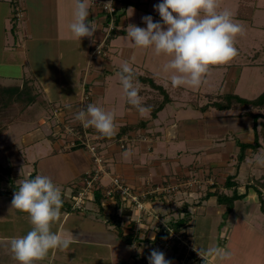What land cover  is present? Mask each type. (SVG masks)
I'll return each mask as SVG.
<instances>
[{"label": "crops", "instance_id": "1", "mask_svg": "<svg viewBox=\"0 0 264 264\" xmlns=\"http://www.w3.org/2000/svg\"><path fill=\"white\" fill-rule=\"evenodd\" d=\"M1 1L5 3V0ZM8 1L12 7L13 0ZM20 1L23 0L14 2L19 4ZM27 1L24 0L25 5L22 8L29 16ZM133 1L137 2L132 4L129 10L130 4H120L119 7L126 11L125 15H122V29L114 35L125 34V29L129 24L146 27L142 21L144 16L150 15L154 22L160 21L161 18L153 6L161 0ZM44 2L46 4H43ZM71 2H73L72 5H70ZM225 8L230 10L234 19L241 22L245 28V34L238 36L236 40V47L239 50L236 58L226 64L213 66L205 82L198 89L177 88V93L175 91L177 96H172L170 93L171 100L155 115L152 114V109L158 105H153V100L141 93L139 95H141L143 105L149 108V111L143 115L127 102V109L124 110L119 103L123 100L121 97L116 100L120 111L124 114L116 116L117 133L121 129L132 132L139 129L151 138V144L147 141H139L138 145L128 150L114 149L108 152L110 164L107 166L108 174L104 176L106 180L104 182L110 184L112 176L115 175L134 185L143 184L145 179H151L154 182L168 183L170 180L181 182L182 185L177 191L165 194L166 196L160 194L159 199L154 201V204L161 202L157 203V212L161 213L168 222L158 218V221L163 223L162 226L165 223L168 226L170 221H174L171 219L174 213L177 214L175 216L177 219L185 213L189 214L187 225L180 230L181 233H185L188 246L182 244L181 255L177 253L174 254L177 257L171 256L172 264H204L197 250H207L212 247L227 250L231 253V258L221 261L207 257L205 264H253L252 260L255 263L263 262L264 264V211L262 209L264 167L258 166L254 159L258 152L264 149V105L242 106L235 102L228 108L219 109L213 104L223 95L233 94L246 99H256L264 91V0H222L221 9ZM74 10L75 0H48V2L35 0L33 15L36 14L37 18L42 21V27L39 29L35 27V30L41 31L39 37L44 43L53 41L50 46L52 44L57 48L59 57L66 55V52L59 50L61 45L70 40H78L69 31V26L74 21ZM69 12L73 15L71 21L66 22L64 17ZM89 12L88 20L95 26L96 32L93 38H81L80 41L84 42L83 57L75 60L77 62L76 73L67 75L62 84L64 87L59 90L58 94H50L58 104L69 103V108L77 106V102L70 104L71 100L77 95L81 97L86 89L84 75L87 70L94 72L95 70L91 68L101 67V63L97 64L99 58L93 61L91 53L94 50L93 46L98 45L104 38L102 15L92 7H89ZM43 14H49V18H43ZM15 27L12 29H14L15 41L18 45L14 43L15 47L9 49L4 43V47L0 48V63L3 66L20 65L24 68L28 59L23 47L26 45L25 41L35 36L34 29L29 22H26V27H17L18 29ZM18 33H21L20 36ZM21 36L25 41L20 40ZM109 43L114 52L111 58L99 59L102 64L108 63V66L101 68L102 71L93 78L92 82L95 85L90 99L93 100L94 97L93 103L105 110L107 107L104 105L105 100L103 98L99 100L95 94H105V86L109 85H112L109 90L113 89V93H119V90L113 86V75L111 74L114 70L120 71L122 65L112 60L117 59L120 63L119 56L121 55L132 61L137 55L134 44L127 37L121 40L119 45H112L111 40ZM132 67L135 72L150 75L159 81L167 78V74L161 73L159 69H156L158 66L151 64L148 60H144L142 66L133 64ZM144 70L146 72H143ZM4 76L6 75L0 74V77ZM117 82L120 83L119 78ZM203 105L207 106L204 110L200 108ZM62 114L65 116L67 112H62ZM142 121L145 122L144 125L131 128V126L141 125ZM243 143L249 145L244 152L241 148ZM125 152L129 153L127 157L123 155ZM87 156L90 166L85 172L95 168L92 157H89V154ZM73 158L74 161L78 160L75 156ZM79 176L81 177V174ZM104 187L107 186L104 185ZM78 189L76 187L75 192ZM218 194L228 197L237 195L230 210H228L227 201H219ZM104 201L102 196L99 201L86 200L81 210L61 209V217L57 223L55 222V232L74 237V243L68 247L74 250H63L64 257L68 258V254L75 255V259L83 260L84 264L94 262L105 264L106 260H111V262L116 260L115 264H123V261L119 262L116 254L121 252L126 255L127 259L129 258L127 264H149L146 248L138 247L145 256L139 257V254L137 258L134 253L139 252L138 249L131 252L130 246L138 241L146 242V239L143 240L141 237L143 233L151 232L150 235L155 233V238L151 237L155 239L151 242L153 247L156 244L161 245L156 241L157 239H164L166 242L167 239L159 236L160 231L156 230H137L132 225L128 227L130 229H123L127 225H123L122 219L119 222L120 216L117 218L114 213L110 219L102 215ZM108 204L112 206V203L108 202ZM118 224H121L124 235L130 233L132 236L130 243L120 236L119 230L115 228ZM144 227H149V225H143L141 228ZM250 236H253L254 240ZM165 247L168 248L169 245ZM257 247L261 249L258 251ZM101 248L109 250L108 257L100 255ZM82 252L87 255L85 258V255H81ZM190 252H193L196 257H192Z\"/></svg>", "mask_w": 264, "mask_h": 264}, {"label": "rangeland", "instance_id": "2", "mask_svg": "<svg viewBox=\"0 0 264 264\" xmlns=\"http://www.w3.org/2000/svg\"><path fill=\"white\" fill-rule=\"evenodd\" d=\"M14 1L18 0H13V6L10 7L8 0H5V3L0 0V48L4 47V43H6V48L8 47L9 49H11L12 47H15V45L13 44H17V42L15 41V35L13 32L14 29L12 28H14L16 25L17 26L15 27V29H18L23 26L26 27V22L31 23L34 29L33 33L35 34V36L32 34L34 39L31 37L29 38V41H25L24 37L21 36L20 40H24L26 44L24 45L23 49L25 50L28 59V63L25 65L24 68L20 65L3 66V64L0 63V74L3 73L4 75H6L4 77H0V85L22 86L26 81H29V85L32 87V93L36 95V98L33 103L28 105H26L25 102L20 101L18 103H10L8 106H0V164L4 167V169H11L10 173L4 170L0 171V264H18V262L13 259L12 254L9 250V241L13 237L26 235L27 232L31 229L27 214L20 212L15 208H11V201L13 199L14 192L18 190L19 180L30 178L32 172L36 171V175L42 174L49 176L53 180V182L61 188L62 195L66 199H71V194L76 193L73 188L78 185L77 183H79L82 179V174L85 172L86 168L90 166V161L87 155L89 154V157H91V153H89L87 147L78 149L71 148L72 150L65 148L67 146V142L69 141L70 136L66 132V129L69 124H74L76 122L79 123L78 121L74 120L75 114L79 110L86 108L88 104L93 103L94 97L93 100H90L91 98L87 99L86 96L89 91V95H92L94 92L93 86L95 84L92 82L93 78H95L98 72L102 71L101 68H106V65L108 66V63L104 62L105 64H102L100 60L103 58H111L112 52H114V49H112V46L110 45L109 41L111 40L112 45H119L120 41L126 39L127 37L126 33H120L119 35L114 36L112 35L113 33H117L120 30L119 29L118 31H111L110 36L106 37V39H101L98 45H100L102 41L107 44H105L104 46L106 54L98 57L100 60L98 59L97 64L101 63V67L95 66L94 68H91L96 71H94L95 73L93 72V70H87L86 74L84 75V87H86V89H84L83 93L81 94V97L80 95H77L75 98H73V100H71L70 104L77 102V106H71V108H69V103L58 104L50 96V94H58L59 90L64 87L62 84L65 82L67 75L71 73H76L77 62H75V60H78L79 57H83L84 42L78 40H70L65 42L64 45H61L63 49L60 46L59 50L66 52V55L59 57V53H57V48L52 44L51 49L50 43L52 40L46 41L44 43V41H42L39 37L41 31H39L38 29L42 27V21L39 20L40 18H37L36 14L33 15V10L35 8V0L27 1L28 12H30L29 16L28 13H26L27 11H25L24 8L22 9L23 5H25L24 0L22 2L20 1L19 5L22 9V11H20L21 18L17 19L14 18V9H17ZM46 1L48 2V0ZM116 1L118 6H120V4H123L121 3L122 0ZM43 4L46 3L44 2ZM72 4L73 2L70 3V5ZM131 7L132 5L128 7V10L131 9ZM125 11V9H121L120 11L121 13L119 15L120 17L118 20L120 25H122L121 20L122 17L125 15ZM10 12L12 13L10 14ZM6 14L7 19L5 20ZM72 15L73 14L69 12L67 16L64 17V21H71ZM42 17L48 19L49 14H43ZM35 27H38V29L35 30ZM105 33L106 31L103 32V36L107 34ZM20 34L21 33H18L19 36ZM70 34H72L71 31ZM93 47H96V45H94ZM135 48L137 55L133 57L132 61L127 59V57H121V55L119 56L120 63L117 62V59H113L112 61L120 66L126 61L131 66H133V64L142 66L144 60H148V62H150L151 64L157 65L158 67L156 69H159L160 72L163 73V65L169 59L168 57L163 55L156 56L151 49L145 50L137 47ZM91 59L93 61L96 60L95 58L93 59L92 53ZM118 72L119 71L114 70L111 75H113V86L117 88V90H119V93H113V89L109 90V88L112 86L109 85L108 87L105 86V94L101 93L100 95H98L97 93L95 94V97L99 100L101 98L105 100L104 105L105 107L107 106L106 110L114 111L116 116H123L124 114L119 109V103L121 104V106L124 107L123 109L125 110L127 109V101L121 84L117 82V79L119 78L117 75ZM143 72L146 71L144 70ZM162 80L163 81H159L155 79L156 83L162 85L167 91H170L168 92L169 95L171 93L172 96H177V88H173L167 78H163ZM134 81H136L135 77ZM138 85L139 93L153 100V105H159V103L164 97L162 92H160L158 89L153 88L150 83L147 82H138ZM118 97H121L123 99L120 100L119 103L118 101L116 102V100H118ZM62 112H67V114L64 116ZM92 130L96 131L94 128H92ZM122 136L123 138L128 137L127 140H124L122 142L121 136L107 139L106 137L101 135L104 141L107 140L106 143L103 145L104 147L102 149V155H105L108 159L105 166L103 165L104 170H102V173L100 172L98 176L100 184H102L103 187L104 185H110L108 182H104L106 181L104 179V176L108 174V171L105 170V168H107V166L110 164L109 157L107 155L108 152L114 149L128 150L131 147L138 145L139 141H147L151 144V138H148V136H146V134L139 129L133 132L127 131L126 133L122 134ZM123 144H125L124 148L122 147ZM74 156L78 160L74 161ZM90 171H92V169L88 170L87 172ZM87 172H85V176ZM80 174L81 177L79 176ZM148 181L150 183L154 182L151 179H145L143 184ZM125 182L135 186L136 189L143 187V184L134 185L127 181ZM107 183L109 185H107ZM170 185L177 186L182 184L180 181L175 182L170 180ZM103 187L101 188L102 194H105V187ZM178 189L179 186H177V188L173 190V192L177 191ZM160 194L161 193H157L155 195L149 196L148 199L151 197L149 200H145V198L139 196V204L137 203L136 205L131 203L130 199L123 201L125 202L123 203L117 200L115 197L105 198V196L103 195L105 201L103 205L104 212L102 213V215L105 216V218L110 217V219L111 217H113L114 213L117 215V218L120 216L119 222L122 219L123 225H127L126 227H123V229H130L128 227L132 225L137 230H165V228L168 227L166 224L168 222L165 220L166 218L162 217L161 213L157 212V203L161 202H157L156 204H154V201L158 200L159 197L162 195ZM108 202L112 203L111 207V204H108ZM97 211L99 212V210ZM175 216H177L176 213L172 214L171 216V219H174V221L177 220ZM158 218L165 220L166 223L164 226H162L163 223L158 221ZM143 225H149V227L141 228ZM115 228L118 229L116 226ZM55 230L56 224L54 223L52 226V231L55 232ZM171 232L172 231H170L167 239L168 243L164 239H157L156 241L161 243V245L163 246H161L160 244H156L155 247H153L151 244L152 241H155V239H152L155 238V233L151 235L149 234L151 232H149L148 234L143 233L141 234V237L143 240L146 239V242L142 243L138 241V243H133L135 244V246H138L137 248H135V246L132 244L133 247L130 246V251L132 252V250H137L138 247L141 246L146 248L147 255H150L153 249H157L165 254L166 259L171 260V256H176L174 254L179 253V255H181L183 251L181 248L183 247V245H186V247L188 246L187 239L185 240L183 238L182 240L178 235ZM250 238L253 239V236H250ZM165 244L169 245V247L166 248ZM176 248L179 250H177ZM259 249L261 248H258V251ZM67 250L73 251L74 249L67 248ZM108 251V249L104 248L102 250L101 248L100 255L102 254L103 257L107 256V254L109 253ZM138 251L139 252L134 253L137 258L139 254V257L145 256L143 253H141L142 250L138 249ZM85 252H82L81 254L83 256L85 255L84 258L87 256ZM57 253L58 257L56 258ZM116 254L117 259L120 263L121 261L124 262L123 264L129 262V258L127 259L124 253L121 254V252H118ZM64 256V251L50 250L47 257L44 260L37 262V264H84L83 260H80L78 258L75 259V255L68 254V258ZM74 259L76 260V262H74ZM104 262H106L105 264H115L116 260H113V262H111V260H106ZM252 263L263 264V262L255 263L253 260ZM92 264L97 263L94 262ZM100 264H102V262Z\"/></svg>", "mask_w": 264, "mask_h": 264}, {"label": "clouds", "instance_id": "3", "mask_svg": "<svg viewBox=\"0 0 264 264\" xmlns=\"http://www.w3.org/2000/svg\"><path fill=\"white\" fill-rule=\"evenodd\" d=\"M221 3L222 0H161L153 6L160 21L144 16L142 21L146 27L129 24L126 35L135 47L151 49L156 56L169 58L163 72L173 88L198 89L213 66L226 64L239 55L236 40L245 34L242 23L234 19L230 10L221 9ZM111 7V0L104 4L106 10ZM89 14L88 0H75L74 21L69 27L79 41L84 37L93 38L96 32L88 20ZM117 75L127 103L142 115L149 111L139 95L133 67L126 61ZM74 120L85 128H94L104 137L111 138L118 131L115 112L94 103L79 110ZM123 155L127 157L129 153ZM254 159L258 166L264 167V149ZM18 184L11 208L27 214L31 229L26 235L11 238L9 250L18 264H37L50 250H66L74 243V237L52 231L53 224L61 217L63 199L61 188L49 176L38 174L19 180ZM197 251L204 264L207 257L221 261L231 258L230 252L219 247ZM148 261L149 264H172L157 249L151 251Z\"/></svg>", "mask_w": 264, "mask_h": 264}, {"label": "built area", "instance_id": "4", "mask_svg": "<svg viewBox=\"0 0 264 264\" xmlns=\"http://www.w3.org/2000/svg\"><path fill=\"white\" fill-rule=\"evenodd\" d=\"M109 0H88L89 7L95 8L99 14L102 15V22L104 31H106V35L104 36V39L106 37L110 36L111 31H118L121 29V25L119 24V15L121 8L117 5L116 0H111L112 7L108 10L104 8V4L108 3ZM17 9H14V16L17 18H21L20 14L22 11L21 6L19 4H15ZM24 12V11H23ZM106 43L102 41L100 45H96L94 47V50L92 52V57L97 59L99 56L106 54V51L104 50V46ZM107 45V44H106ZM86 93V91H85ZM90 91L88 92L86 98L89 99L91 95H89ZM71 125V126H69ZM67 126L66 132L70 135L69 141L67 142V146L65 148L71 149L72 147H75L77 145L83 146L84 148L87 147L89 153H91V157L93 159L95 168L87 172L86 176L84 177L83 181L84 183L81 184V187L78 189L77 193L72 195V201L74 203V206H83V204L88 199H95V193L97 190H101L103 187L102 184H100L99 181V173H102L103 165L105 166L108 159L105 155H102V149L103 145L106 143V141L103 140L101 135L97 132L92 130L91 127L85 128L81 125V123H74L69 124ZM124 136V135H123ZM122 142L124 140H127L128 137L123 138ZM126 144V142H125ZM125 144L122 145L124 148ZM107 170V168H105ZM180 186V185H177ZM176 185L172 186L169 183L165 182H145L143 184L142 188L136 189L135 186L130 185L126 183L120 176L115 175L111 178V183L109 186L105 187V198L109 197H115L117 200L123 202L125 200H131V203L136 205L139 204V196L145 198V200L148 199L149 196L155 195L157 193H171L173 190L177 188ZM143 192V193H142ZM157 192V193H156ZM132 197V199H131ZM125 203V202H123ZM141 203V202H140ZM143 203V202H142ZM129 206V205H128ZM175 233V232H171ZM178 235L177 233H175ZM181 239V235H178ZM183 240V239H182Z\"/></svg>", "mask_w": 264, "mask_h": 264}, {"label": "trees", "instance_id": "5", "mask_svg": "<svg viewBox=\"0 0 264 264\" xmlns=\"http://www.w3.org/2000/svg\"><path fill=\"white\" fill-rule=\"evenodd\" d=\"M124 5L127 4H136L137 1H133V0H122L121 1ZM14 18H16L14 16ZM114 36V33L112 34ZM136 81L138 82H142V83H150V85L155 88L158 89L160 92L163 93L164 97L161 100V102L159 103V105L155 108L152 109V114L155 115L159 110H161L170 100L171 97L168 93V91L160 84L156 83L155 79L152 76H148V75H142L139 74L137 72H135V76ZM36 95L32 93V87L29 85V81L25 82L24 85L20 86V85H8V86H1L0 85V106H8L10 103H18L20 101L25 102L26 105L31 104L35 101ZM91 98V96L89 97ZM239 103L242 106H263L264 105V91L263 93L258 96L256 99H246V98H242L238 95H233V94H228V95H223L221 96V99L219 101H215L213 104L215 107L219 108V109H225L230 107V104L232 103ZM200 108H202L203 110L207 108L206 105L201 106ZM141 125H137V126H131V128H136L138 126H142L145 124L144 121H142L140 123ZM124 131L126 132V129H121L120 132L116 133L115 136L111 137V138H116V137H120L122 136V134L124 133ZM107 139H110L108 137H106ZM249 147L248 144L243 143L241 145L242 148V152L245 151V149ZM78 148H83V146L77 145L75 147H72V149H78ZM71 149V150H72ZM4 170L8 173H10L11 169L7 168L4 169V167L0 164V171ZM36 171H33L32 174L30 175V178H34L36 176ZM84 174L82 175V179L80 180L79 184L76 185L77 189L78 187H81V184L84 183L83 179H84ZM81 183V184H80ZM167 183V182H165ZM169 183V182H168ZM73 188V189H76ZM75 191V190H74ZM78 190H76L77 193ZM74 193V194H76ZM162 195H165V193H163ZM103 196L102 194V190H97L95 193V200L99 201L101 199V197ZM219 201L223 202V201H227L228 203V210H230L232 208V204L234 202V198L237 195H233L232 197H228L224 194L219 195ZM62 199H63V207L61 209L67 210V211H73V210H81L83 207L82 206H74V203L71 201V199H66L65 197H63L62 195ZM227 199V200H226ZM119 204V203H118ZM119 206V205H117ZM262 209L264 211V200L262 199ZM189 220V214L185 213L184 216L178 218L176 221H170L169 225L167 228H165V230H162L159 232V236H162L165 239H168L169 233L170 231L177 233L178 235H181L182 238H185V233L184 232H180V230L187 225ZM133 224V223H132ZM120 236L122 237V239L128 243H130L132 241V236L129 234L124 235L123 231L121 229V224H118L117 226ZM186 246V245H185ZM190 255L192 257H196V255L193 252H190Z\"/></svg>", "mask_w": 264, "mask_h": 264}]
</instances>
